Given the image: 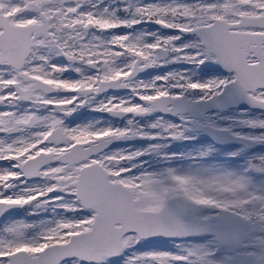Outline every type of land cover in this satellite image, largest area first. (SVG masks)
Returning a JSON list of instances; mask_svg holds the SVG:
<instances>
[{"label":"snow or ice","instance_id":"6c2138e0","mask_svg":"<svg viewBox=\"0 0 264 264\" xmlns=\"http://www.w3.org/2000/svg\"><path fill=\"white\" fill-rule=\"evenodd\" d=\"M256 145L264 0H0V264H264Z\"/></svg>","mask_w":264,"mask_h":264},{"label":"flooded vegetation","instance_id":"af4514ba","mask_svg":"<svg viewBox=\"0 0 264 264\" xmlns=\"http://www.w3.org/2000/svg\"><path fill=\"white\" fill-rule=\"evenodd\" d=\"M144 1V0H143ZM109 0H105V3H108ZM18 9L13 8L10 12L9 15H14L15 12ZM159 26H147V25H138L136 26V29H131L128 31H137V30H146V31H156L157 28ZM183 67H185L182 64H170L167 65L164 68H150L148 70H146L145 72H141L139 73L137 79L139 80H150L152 77L156 76V75H163L165 72L168 71H180ZM224 75H227V73L225 71H221ZM202 76V78H207L206 75L200 74ZM130 93L128 92V90H109L103 94H101V96L96 97V101H99L101 99H106L109 96H117V97H124L129 95ZM241 108H246L247 106L245 105H241ZM258 111V110H256ZM81 112L83 113L84 117H86V119L83 122H89V121H93V120H99L102 121L105 124L111 123L112 125H119V126H124L125 124V120L124 119H119L116 117H112L107 113H100V112H93L88 108L82 109ZM139 119V118H138ZM143 121V120H140ZM202 137V136H201ZM201 137H199V139L201 140ZM145 141H141V140H136V139H131V140H127V141H123L120 142L122 143V145L124 147H128L129 145L133 146V147H139L141 146V144L143 145ZM189 141H184V142H178L176 144H173L171 148H176L178 144H183V143H187ZM196 142V141H193ZM223 147L229 146L227 144L221 145ZM238 147H240L239 144H237ZM250 153H262L264 154V145H256L253 146L249 149ZM239 163H242V160L239 161Z\"/></svg>","mask_w":264,"mask_h":264},{"label":"rangeland","instance_id":"374dc122","mask_svg":"<svg viewBox=\"0 0 264 264\" xmlns=\"http://www.w3.org/2000/svg\"><path fill=\"white\" fill-rule=\"evenodd\" d=\"M143 2H145V3H148V2H156V0H144ZM185 2L191 3V2H193V0H185ZM140 123L141 124H144L145 121L144 120L143 121H140ZM201 136H203V134ZM208 143L209 142H207V141L200 140L199 137H198L196 142L189 141L187 143L178 144L177 145V148H173V149H170V150L171 151H174V152H178V153L188 152L191 149L204 146V145H206ZM145 144H146V142H144L143 145L141 144V146H139V147H143V146H145ZM218 148L220 149V153L215 158L216 159H223L224 158V154H226L228 152H231V151H235L239 147L237 145H229V146H226V147L218 146ZM176 163L177 164H187L188 161L187 160H177ZM242 163H243V161H242ZM141 250L142 251H150L152 249L149 248V247H145V248H143ZM162 250H170V249L169 248H164Z\"/></svg>","mask_w":264,"mask_h":264},{"label":"water","instance_id":"95a60500","mask_svg":"<svg viewBox=\"0 0 264 264\" xmlns=\"http://www.w3.org/2000/svg\"><path fill=\"white\" fill-rule=\"evenodd\" d=\"M221 71H224V70L221 69ZM245 106H247V105H245ZM203 139H210V140H212L211 137L208 136L207 134H205V136L203 137ZM229 144H238V143L232 142V143H229Z\"/></svg>","mask_w":264,"mask_h":264}]
</instances>
